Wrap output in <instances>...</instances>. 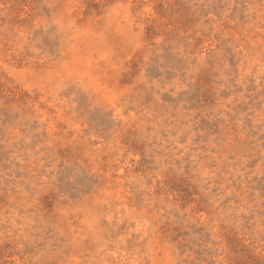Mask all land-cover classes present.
I'll return each instance as SVG.
<instances>
[{
	"label": "rangeland",
	"instance_id": "1",
	"mask_svg": "<svg viewBox=\"0 0 264 264\" xmlns=\"http://www.w3.org/2000/svg\"><path fill=\"white\" fill-rule=\"evenodd\" d=\"M0 264H264V0H0Z\"/></svg>",
	"mask_w": 264,
	"mask_h": 264
}]
</instances>
